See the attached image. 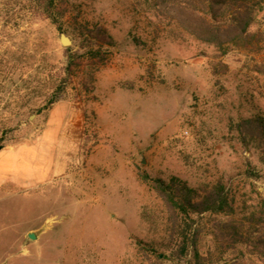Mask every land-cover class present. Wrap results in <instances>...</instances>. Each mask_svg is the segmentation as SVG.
Here are the masks:
<instances>
[{
    "label": "rangeland",
    "instance_id": "1",
    "mask_svg": "<svg viewBox=\"0 0 264 264\" xmlns=\"http://www.w3.org/2000/svg\"><path fill=\"white\" fill-rule=\"evenodd\" d=\"M77 14L115 40L92 91L80 67L67 71L85 52ZM251 30V46L223 54L158 23L146 0H70L64 18L36 0H0V143L35 144L50 162L44 181L0 188V264H150L154 255L183 264L165 247L167 214L142 175L193 187L222 179L238 208L253 209L264 162L235 124L264 117V8ZM200 251L210 264H264L220 256L209 234Z\"/></svg>",
    "mask_w": 264,
    "mask_h": 264
},
{
    "label": "trees",
    "instance_id": "2",
    "mask_svg": "<svg viewBox=\"0 0 264 264\" xmlns=\"http://www.w3.org/2000/svg\"><path fill=\"white\" fill-rule=\"evenodd\" d=\"M43 6L47 17L67 16L70 0H36ZM158 23L174 25L192 37L215 46L221 53L234 48L251 46L256 33L251 30L264 0H146ZM58 9L59 13L50 12ZM54 13V12H52ZM57 15V16H56ZM73 18V29L81 40L85 52L77 62H69L86 74L84 87L92 91L95 75L110 59L114 37L100 22ZM87 78V79H86ZM89 83V84H88ZM235 128L245 146H254L264 162V117L253 115L241 118ZM143 180L156 192L163 202L167 214L165 244L171 258L183 260V264H210L211 254L200 251L204 234L212 236L215 249L220 256L233 252L249 260H264V196L250 211L237 206L232 187L222 179L204 182L198 187L172 176L169 181L142 175ZM157 250L151 249L156 253ZM149 256L150 264H165L159 255ZM239 257V256H238Z\"/></svg>",
    "mask_w": 264,
    "mask_h": 264
},
{
    "label": "crops",
    "instance_id": "3",
    "mask_svg": "<svg viewBox=\"0 0 264 264\" xmlns=\"http://www.w3.org/2000/svg\"><path fill=\"white\" fill-rule=\"evenodd\" d=\"M34 145L24 144L0 149V188L8 182L20 184L22 176L26 177V186L44 181L50 162L46 163V159L40 156L39 149L34 148ZM29 151L32 154L28 155Z\"/></svg>",
    "mask_w": 264,
    "mask_h": 264
},
{
    "label": "water",
    "instance_id": "4",
    "mask_svg": "<svg viewBox=\"0 0 264 264\" xmlns=\"http://www.w3.org/2000/svg\"><path fill=\"white\" fill-rule=\"evenodd\" d=\"M60 42L64 46H70L73 43V39L68 34L62 32L60 34ZM3 147L4 145L0 143V149ZM29 237L33 239L36 237V235L34 233H29Z\"/></svg>",
    "mask_w": 264,
    "mask_h": 264
}]
</instances>
